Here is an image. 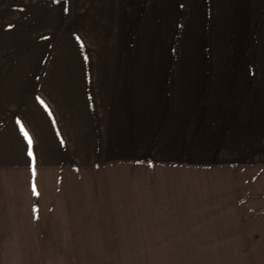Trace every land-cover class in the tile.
<instances>
[{
    "label": "crops",
    "instance_id": "crops-1",
    "mask_svg": "<svg viewBox=\"0 0 264 264\" xmlns=\"http://www.w3.org/2000/svg\"><path fill=\"white\" fill-rule=\"evenodd\" d=\"M184 1L190 13L163 15H206L194 10L208 0ZM189 75L176 74L170 89L157 83L161 76L125 84L135 94L134 115L121 104L104 130L97 110L78 104L77 84L50 87L55 104L34 106L0 133L7 139L0 225L25 233L22 241L42 242L56 218L70 227L61 232L79 227L93 234L85 240L142 242L138 250L152 256L264 264V167L248 154L264 135L248 99L261 88L243 80L210 87Z\"/></svg>",
    "mask_w": 264,
    "mask_h": 264
},
{
    "label": "rangeland",
    "instance_id": "rangeland-1",
    "mask_svg": "<svg viewBox=\"0 0 264 264\" xmlns=\"http://www.w3.org/2000/svg\"><path fill=\"white\" fill-rule=\"evenodd\" d=\"M164 2L170 5H152ZM184 3L0 0V133L18 117L33 115L34 106L55 104L50 87L66 90L71 83L80 89L73 91L78 104L97 110L98 130L113 127L123 104L134 115L135 94L125 84L157 76L163 89L172 88L176 74L191 73V78L201 75L210 87L243 80L264 90V0H208L207 8L194 10L204 16L163 15L190 13ZM260 90L248 99L255 126L264 132ZM6 148L7 139L0 134V155H7ZM248 154L251 163L264 167L263 134ZM56 220L43 231L42 242L22 241L25 233L0 225V264H249L246 257L152 256L150 250H138L145 243L85 240L93 234L78 232L79 227L61 232L70 227L58 226Z\"/></svg>",
    "mask_w": 264,
    "mask_h": 264
},
{
    "label": "snow or ice",
    "instance_id": "snow-or-ice-1",
    "mask_svg": "<svg viewBox=\"0 0 264 264\" xmlns=\"http://www.w3.org/2000/svg\"><path fill=\"white\" fill-rule=\"evenodd\" d=\"M25 135L27 136V132H25Z\"/></svg>",
    "mask_w": 264,
    "mask_h": 264
}]
</instances>
